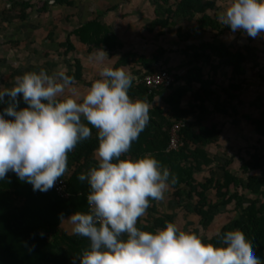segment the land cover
Returning <instances> with one entry per match:
<instances>
[{"label":"trees","instance_id":"16d2710c","mask_svg":"<svg viewBox=\"0 0 264 264\" xmlns=\"http://www.w3.org/2000/svg\"><path fill=\"white\" fill-rule=\"evenodd\" d=\"M152 2L155 17L140 32L139 41L142 46H151L156 32L164 35L174 26H178L177 33L183 42L199 40L201 37L198 30L202 28L216 32L218 37L232 32L219 19L218 6L214 0ZM46 8L44 6L39 9ZM26 16V13L21 14L22 18ZM182 20L196 24L186 28L181 26ZM75 34L89 50L105 48L115 51L124 47L112 27L103 23L99 16L81 24ZM72 49L74 46L70 45L69 50ZM167 53L165 47L149 48L141 54L126 51L114 66L125 70L128 68L134 78L129 89L130 97L146 99L153 105L155 98L163 95L165 102L164 108L151 107L149 124L132 143L126 155L137 158L150 154L163 167H167L176 177V182L170 184L171 204L188 218L198 217L199 222L194 227L186 228L178 221L177 213L160 212L158 201L150 200L146 210L149 216L144 222L138 221L137 227L154 231L163 228L166 222H174L180 230L197 232L202 239L212 243L218 241L217 232L238 229L244 233L256 255L264 261V148L255 149L248 159L241 153L230 154L231 149L223 139L227 134L212 119L214 114L232 119L241 116L254 127L259 136L264 137V95L258 93L248 102L250 108L259 112V117L242 113L244 102L241 92L244 84L236 81V78L245 79L248 71L260 66L258 56L253 50H233L224 40L219 44L205 42L199 45L194 42L184 49V54L189 57L188 69L183 76H179L171 61L166 65L163 63ZM214 57L217 62L213 61ZM207 62H211L209 76L204 72V64ZM251 63L254 65L249 68ZM223 66L231 69L227 85L222 83ZM160 68L167 69L176 77L172 87L151 91L143 82L137 81L145 73ZM82 72L80 59H75V71L67 74L82 81ZM257 74L264 82V71L260 69ZM8 88L12 87L0 85V90ZM217 88L220 89L218 97L215 91ZM5 106L0 105V111ZM19 107H26L22 99ZM181 120L186 122L181 131L184 145L178 150H169L171 128ZM258 142H261V138ZM218 145L225 146L224 152L220 154L217 151L220 155H212L211 148ZM232 145L238 149L243 148L235 141ZM97 146V130L92 128V136L79 142L68 154V166L76 164L72 174L63 176L72 194L69 199L60 197L52 189L47 192L34 191L31 184L20 181L15 173L0 180L5 186L13 185L14 188L13 191L7 187L0 189V264H79L77 256L89 247L90 242L85 237L68 233L60 214L63 213L65 218L75 211H87L90 187L87 181L80 182L78 176L81 173L87 174L92 167L97 166L94 158ZM236 157L240 165L234 170ZM208 170L209 176H199ZM41 202H46L45 206L49 207L53 216L42 211L47 207L42 208ZM226 212H234L235 217L214 233V220Z\"/></svg>","mask_w":264,"mask_h":264},{"label":"clouds","instance_id":"9594fccd","mask_svg":"<svg viewBox=\"0 0 264 264\" xmlns=\"http://www.w3.org/2000/svg\"><path fill=\"white\" fill-rule=\"evenodd\" d=\"M219 19L233 33L255 38L264 34V0H231ZM90 60L99 78L83 95L73 76L44 69L0 90V105H6L0 111V180L13 172L34 191L47 192L68 171V154L95 128L97 166L78 176L90 187L87 211L67 219L60 214L73 235L90 242L79 264H264L238 229L217 232L212 243L174 222L154 231L137 227L150 200H163L176 177L153 155H126L149 124L152 105L130 97L134 78L110 65L103 48ZM21 99L26 107H19Z\"/></svg>","mask_w":264,"mask_h":264},{"label":"crops","instance_id":"0c3cea01","mask_svg":"<svg viewBox=\"0 0 264 264\" xmlns=\"http://www.w3.org/2000/svg\"><path fill=\"white\" fill-rule=\"evenodd\" d=\"M47 1L48 4H45ZM214 1L217 3L220 15L223 11L219 10V6L230 5L231 3V0ZM146 2L149 4L150 0H54V2L53 0H0V85L13 87L16 78L23 73L39 72L41 69L46 70L49 74L59 71H65L66 74L73 73L75 71V59H80L83 66V80L76 81L83 95L90 83L99 78L98 67L90 60L91 54L97 48L89 50L86 44L82 43L75 34L76 29L81 24L98 16L103 23L111 26L118 40L124 44L122 49L115 51L103 48L109 56L108 63L115 66L125 48V42L131 37L132 39L135 37L132 23L136 20L139 12L133 6L138 7L139 4ZM44 6L47 8L39 9ZM22 13H26L27 16L22 18ZM154 17L155 7L153 9ZM143 27L144 25L140 27L139 35ZM240 33H238L239 46H242L240 49L243 50L247 38L245 37L246 33H242V35ZM70 45H73L74 49L69 50ZM173 65L175 66V64ZM152 106L164 108L163 95H158ZM223 139L224 142L226 140L230 149L233 147V141L240 145L243 144L238 140L230 139L228 135ZM220 147L225 149V146L222 145H218L216 149ZM75 168L76 164L69 165L65 174H72ZM12 186H5L0 183L1 190L7 187L13 191ZM171 193L172 190L169 187L165 193V198L158 201V211L184 215L168 200L171 199ZM45 201L48 202L49 200ZM46 202L40 203L42 208L47 207L45 206ZM42 211H46L48 216H53L49 212V207L42 209ZM148 216L149 212L146 211L138 221L144 222ZM234 217V212H226L217 216L212 225V231L217 232ZM178 221L186 228H191L198 224L199 218L183 216L179 217ZM63 226L68 233L72 234L70 223L63 221Z\"/></svg>","mask_w":264,"mask_h":264},{"label":"rangeland","instance_id":"374dc122","mask_svg":"<svg viewBox=\"0 0 264 264\" xmlns=\"http://www.w3.org/2000/svg\"><path fill=\"white\" fill-rule=\"evenodd\" d=\"M229 5L219 6V10H224L227 8ZM135 10L139 12V15L137 16L136 20L132 25H134V33L135 37L132 39H128V41L125 42V48L121 52L126 51H132V52H137L138 54L144 53L147 51L149 48L153 47H165L168 49V53L166 54V59L165 63H169L170 61L175 64L176 66V71L178 73L176 75L183 76L185 72L187 71V64L189 57L184 54V49L186 47H189L191 43H197V44H202L205 42H214L216 44H219L224 40L227 42L229 46L233 50H239L242 46H239V38H238V33L241 31H237L235 33L231 32L228 34H225V36H216V32H212L211 30L208 29H199V34H200V39L199 40H193L190 39L186 42L181 41V39L178 36L177 29L178 26H174L169 28L164 35H159L158 32L155 33V35L152 37V45L151 46H142L139 41V30L140 27L143 25L147 24L149 21L153 19V9H154V4L152 0H150V3H141L138 5V7L133 6ZM218 13V12H217ZM181 26L186 27V28H192L195 26L196 22H188L186 20H182L180 22ZM242 33L246 32H241ZM240 37V36H239ZM247 43L244 45L243 50H253L254 53L258 56L257 61L259 62L260 66L259 67H254L252 68L253 70L248 71L246 78L245 79H239L236 78L237 82H240L244 84L243 90L241 92V99L244 102L243 107L241 112L242 113H249L254 117H259L260 114L257 112L255 109L250 108L248 102L252 100L258 93H261L264 95V82L260 79L258 76V72L260 69L264 71V34L257 35L255 38L250 37L247 35ZM132 39V40H131ZM250 48V49H249ZM241 50V49H240ZM121 54V55H122ZM120 55V56H121ZM214 62H217L216 57L213 58ZM166 65V64H165ZM211 62H207L204 64V72L206 76H209L211 73ZM254 65V63L249 64V68H251ZM127 72H130L129 69L127 68ZM221 74L223 77V84L227 85L228 80L231 78V69L227 68V66H223L221 69ZM138 78V77H137ZM181 84V81L179 82ZM216 91V97H218L220 89L217 88ZM241 117V116H240ZM237 117V118H230L227 116H221L219 114H214L213 120L218 123V125L221 127L222 131L228 135L230 139H235L243 144L242 149H238L237 147H231L230 154L233 153L234 155H238V153H241L242 156L245 158H249L250 154L252 155L254 153L255 149L258 148H264V137L258 136L254 130V127L247 124L242 117ZM211 119V121H212ZM261 138V142H258V139ZM225 143L227 144L226 140ZM217 147V146H216ZM212 147V155H220L223 153V148H218ZM218 150L221 151L220 154L216 153ZM240 150H242L240 152ZM239 161L238 158H235V168L234 170H237L239 168ZM214 172V170H212ZM239 171V170H238ZM220 174V173H219ZM210 171H204L201 173L199 176H209ZM171 201V199H168ZM184 215H179V217H183ZM179 217L177 216L178 220ZM181 220V219H180ZM200 232L203 233L202 229H200ZM216 232V231H215ZM214 232V233H215Z\"/></svg>","mask_w":264,"mask_h":264},{"label":"built area","instance_id":"2783aa9c","mask_svg":"<svg viewBox=\"0 0 264 264\" xmlns=\"http://www.w3.org/2000/svg\"><path fill=\"white\" fill-rule=\"evenodd\" d=\"M139 81L143 82L150 88L151 91H153L159 89L160 87H172L176 82V77L167 69L160 68L155 72L145 73L139 79ZM185 126L186 122L184 120L177 121L174 123L170 133L171 137L169 143V150H178L184 145L181 131ZM12 173L13 172H9L7 175ZM51 189L64 199H69L72 195L68 187V182L63 177L58 179L54 187Z\"/></svg>","mask_w":264,"mask_h":264}]
</instances>
